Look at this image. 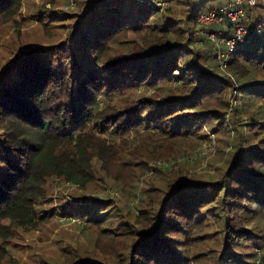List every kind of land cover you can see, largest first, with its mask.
Masks as SVG:
<instances>
[{
	"label": "trees",
	"instance_id": "trees-1",
	"mask_svg": "<svg viewBox=\"0 0 264 264\" xmlns=\"http://www.w3.org/2000/svg\"><path fill=\"white\" fill-rule=\"evenodd\" d=\"M202 2L94 0L69 31L67 50L33 48L6 67L0 77V244L10 228L34 229L47 220L36 207L48 180L82 191L96 181V160L104 174L115 171L117 185H126L123 171L145 170L151 161L188 150V143L209 141L208 125L227 142L231 160L223 177L170 183L148 199L149 209L156 208L146 238L122 252V264H184L173 247L196 243L201 236L191 229L211 223L203 221L201 207L219 225L216 232H224L217 264H254V248L264 241L247 228L255 220L248 212L264 214V15L250 19L243 46L229 53L224 47L222 67L192 38L208 28L197 22L208 10L195 7ZM19 3L0 0V15ZM61 57L64 65L57 63ZM78 200L66 202L64 212L84 217L88 228L106 223L97 202L92 208Z\"/></svg>",
	"mask_w": 264,
	"mask_h": 264
},
{
	"label": "rangeland",
	"instance_id": "rangeland-1",
	"mask_svg": "<svg viewBox=\"0 0 264 264\" xmlns=\"http://www.w3.org/2000/svg\"><path fill=\"white\" fill-rule=\"evenodd\" d=\"M93 1L20 0L15 11L0 15V77L16 57L22 56L30 49L53 47V51L63 48L67 50L71 44L69 31L77 26L76 21L81 20L83 10L90 7ZM228 1L205 0L201 4H195V7L201 10L218 8ZM248 1L244 0L243 7L249 20L258 12L264 15V0H255L254 5H249ZM252 25L250 23L248 27ZM220 31L218 24H212L206 30L199 28L192 34L195 43L209 51L208 55L217 63V56L225 54L226 46V43L220 41ZM211 34H214V39H211ZM197 37L206 38L208 41L201 43L197 41ZM66 60V57H61L57 59V63L64 65ZM51 66L54 68L56 63ZM203 129L210 136L209 141L201 144L188 143V150L174 155L171 160L151 161L147 163L145 170L134 168V171H123L126 184L123 186L117 185L113 180L114 170L111 176L109 173L104 174L96 160L92 161L96 181L82 191L57 179L48 180L46 198L40 199L36 207L37 212L42 210L39 213L46 215L47 220L39 223L34 229L10 228V236L5 237V241L0 244L5 247L1 264H122V252L126 253L142 238H146L142 233H146L150 227L147 226L150 222L148 218L156 208L153 204V209H149L148 199L156 196L160 189L166 191V186L170 183L175 185L185 181L201 184L223 177L224 170L231 160L225 146L227 142L221 139L220 134L211 135L208 125H204ZM207 145L210 150L205 149ZM129 153L132 151L129 150ZM146 190L149 191L145 193ZM72 195L80 199L78 202H92V208L93 201L97 202L94 204H99L105 211L100 219L106 223L101 227L98 225L88 228L84 217L66 214L63 205L75 199ZM215 206L217 211L222 208L219 204ZM199 209L204 217L203 221L211 222L202 229H191V235L201 236L196 240L199 243L189 240L185 241L186 246L183 245V240L179 247L170 246L177 249V256L184 259V264H217L216 255L222 251L220 249L224 232H216L219 225L212 223V217L206 214L204 207ZM257 211L247 213L255 216L254 222L248 224L247 228L262 237L264 214ZM102 227L113 229L107 232V229H101ZM263 243L264 241L259 246ZM250 251L251 249L241 248L243 254ZM263 251L262 247L261 255ZM118 253L120 254L117 255Z\"/></svg>",
	"mask_w": 264,
	"mask_h": 264
},
{
	"label": "built area",
	"instance_id": "built-area-1",
	"mask_svg": "<svg viewBox=\"0 0 264 264\" xmlns=\"http://www.w3.org/2000/svg\"><path fill=\"white\" fill-rule=\"evenodd\" d=\"M243 3L244 0H229L224 6L208 9L207 11L199 13L197 17V22L202 27L206 28L212 24H218V26L221 27V31L218 34L220 35V41L226 43L228 53L246 43L245 36L251 22L243 7ZM254 3L255 0L248 1L249 5H254ZM228 29L231 30V33L228 36H224V33ZM256 29L259 32L261 26L258 24ZM210 36L211 39H214V34ZM217 57L221 66L224 67V58L226 54H221ZM205 149L210 150V147L205 146ZM261 246L264 249V243ZM254 251V264H261V247L255 248Z\"/></svg>",
	"mask_w": 264,
	"mask_h": 264
}]
</instances>
